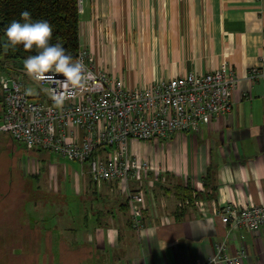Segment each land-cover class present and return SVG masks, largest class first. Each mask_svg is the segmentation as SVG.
<instances>
[{"label": "crops", "instance_id": "0c3cea01", "mask_svg": "<svg viewBox=\"0 0 264 264\" xmlns=\"http://www.w3.org/2000/svg\"><path fill=\"white\" fill-rule=\"evenodd\" d=\"M80 18L81 47L98 69L147 86L224 68L239 79L235 107L199 132L132 139L133 156L155 167L141 180L97 184L81 164L68 190L33 203L42 238L22 240L25 250L0 262L207 263L225 241L229 255L247 247L240 264H264V227L232 228L220 212L225 203L264 204V79L249 77L264 70V0H87ZM188 186L194 201L182 197ZM134 190L144 191L140 228Z\"/></svg>", "mask_w": 264, "mask_h": 264}, {"label": "built area", "instance_id": "2783aa9c", "mask_svg": "<svg viewBox=\"0 0 264 264\" xmlns=\"http://www.w3.org/2000/svg\"><path fill=\"white\" fill-rule=\"evenodd\" d=\"M85 1L78 0L80 11ZM74 62L82 66L83 87L74 90L59 106L52 99L59 88L57 81H34L24 67L4 70L0 76V131L28 148L88 164V172L97 184L141 180L155 168L148 159L133 156L132 139L148 142L176 132H199L212 118L227 115L235 107L233 94L239 79L224 68L205 74L189 72L138 86L98 69L88 47L80 48ZM249 77L264 79V70L254 67ZM143 195V190L129 192L136 228L143 225ZM220 212L232 228L254 231L264 227V204L225 203ZM247 256L245 245L235 255L227 254V244L222 241L207 263L197 260L196 264H240Z\"/></svg>", "mask_w": 264, "mask_h": 264}, {"label": "rangeland", "instance_id": "374dc122", "mask_svg": "<svg viewBox=\"0 0 264 264\" xmlns=\"http://www.w3.org/2000/svg\"><path fill=\"white\" fill-rule=\"evenodd\" d=\"M2 74L0 70V76ZM29 89H33L31 83ZM2 99L0 85L1 117ZM82 168L80 163L51 151L23 146L9 133L0 131V260L15 259V254L25 250L21 247L22 240L41 237L36 210H33L42 200L39 196L68 190L69 178L72 179L75 172L82 174ZM30 209L33 212L28 211Z\"/></svg>", "mask_w": 264, "mask_h": 264}, {"label": "clouds", "instance_id": "9594fccd", "mask_svg": "<svg viewBox=\"0 0 264 264\" xmlns=\"http://www.w3.org/2000/svg\"><path fill=\"white\" fill-rule=\"evenodd\" d=\"M20 16V21L14 20L6 28L4 47L15 50L17 46H22L25 51L35 48L36 54L28 56L23 62L25 73L34 81H57L59 88L52 99L56 105H62L74 90L83 87L82 66L66 54L60 43H50L53 29L47 20L33 22L27 10L21 12Z\"/></svg>", "mask_w": 264, "mask_h": 264}, {"label": "trees", "instance_id": "16d2710c", "mask_svg": "<svg viewBox=\"0 0 264 264\" xmlns=\"http://www.w3.org/2000/svg\"><path fill=\"white\" fill-rule=\"evenodd\" d=\"M25 10L30 12L33 22L47 20L51 24L53 33L50 43H60L74 61L81 48L78 0H0V70L23 67L24 60L37 52L35 48L25 51L22 46H17L15 50L4 47L6 28L14 20L20 21V14ZM182 195L190 201L197 197L189 186Z\"/></svg>", "mask_w": 264, "mask_h": 264}]
</instances>
